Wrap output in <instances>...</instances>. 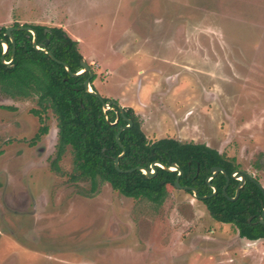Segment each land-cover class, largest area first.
<instances>
[{
  "label": "rangeland",
  "instance_id": "1",
  "mask_svg": "<svg viewBox=\"0 0 264 264\" xmlns=\"http://www.w3.org/2000/svg\"><path fill=\"white\" fill-rule=\"evenodd\" d=\"M14 22L77 40L95 91L149 140L205 143L264 188V0H0V26ZM37 107L0 92V264H264V237H240L172 184L158 202L100 181L85 195L68 147L51 169L57 120Z\"/></svg>",
  "mask_w": 264,
  "mask_h": 264
},
{
  "label": "trees",
  "instance_id": "2",
  "mask_svg": "<svg viewBox=\"0 0 264 264\" xmlns=\"http://www.w3.org/2000/svg\"><path fill=\"white\" fill-rule=\"evenodd\" d=\"M18 25L17 22L12 24ZM23 25L33 28L36 44L48 50L60 62L33 46L30 31L11 30L12 44L9 36L4 33L6 27L0 26V39L7 42L4 54L0 42V92L10 97H35L38 107L31 109V112L38 115L40 121V113L47 108L54 113L57 120V142L50 162L51 169L62 172L58 161L68 147L72 155V171L68 178L72 182L88 180L90 185L85 195L95 193L100 181L109 183L112 189L124 196L143 197L158 202L165 193L166 184L174 185L177 172L155 166L154 176L147 177L141 170L132 168L141 166L149 169L153 161H159L165 166L174 162L181 170L178 176L180 185L194 187L199 195L210 194V184L215 186L214 194L200 199L214 220L232 224L240 237L249 240L264 237V224L259 222L264 208V190L245 176L237 197L231 200L222 193L225 182L222 172L211 177L210 184L206 181L211 166L222 167L229 175L226 194L234 196L239 180L230 174L240 169L235 157L205 143L181 141L174 137L149 140L141 129L138 115L130 107H124L123 116L130 118L132 124L120 130L117 141L118 130L127 122L122 115H116V105L111 104L112 108L104 110L103 102L109 99L102 98V102L86 90L83 83L88 71L72 74L81 69L82 56L77 40L58 26ZM2 55L6 61L12 57L9 65L3 62ZM64 63L71 73L65 69ZM94 77L93 71L90 86L95 91L92 85ZM46 131V125L42 123L31 142L34 143ZM122 150L124 152L118 158L120 170H117L114 158ZM184 190L192 193L189 189Z\"/></svg>",
  "mask_w": 264,
  "mask_h": 264
},
{
  "label": "water",
  "instance_id": "3",
  "mask_svg": "<svg viewBox=\"0 0 264 264\" xmlns=\"http://www.w3.org/2000/svg\"><path fill=\"white\" fill-rule=\"evenodd\" d=\"M13 29H25V30L30 31V33L32 34V44H33V46H34L35 48H37V49H41V50H43L44 52H46V53H47V54H48L53 60H55V61H57V62H60V61H59L58 59H56V58H55V57H54V56H53L48 50H46L45 48L39 47V46L36 44V32H35V30H34L33 28H31V27L28 26V25L8 26V27L5 28V32H4V33L7 34V35L9 36V38H10L12 44H13V38H12V36H11V30H13ZM0 42L2 43V47H3V53H2V54H4V52H5L6 49H7V42H6L5 40H3V39H0ZM11 55L13 56V52H12ZM2 60H3V55H2ZM11 60H12V57H11V59L8 60V61L3 60V62L6 63L7 65H9V63H10ZM80 65H81V69H80L78 72H76V73H72V74H78V73H81V72H83V71H88V76L86 77V79L84 80V83H83V84H84V87L86 88V90H87L88 92H91L92 94H94L95 96H97V97L102 101V97L99 96V94L97 93V91H94V90L91 88V86H90V79H91V77H92V71H91L89 65H88L83 59L80 60ZM64 67H65V69H66L68 72L71 73V71L69 70V67L67 66V64L64 63ZM102 102H103V101H102ZM111 104H114V105H116V107H117L116 115L120 114V115L123 116V111H124V109H123V107H122L121 105H119L115 100H112V99L110 100V99H109V100H106L105 102H103V109L106 110V109H110V108H112V107H111ZM123 117H124V119L126 120L127 123H126L124 126L120 127V129L118 130V132H117V134H116V140H117V141H118V133L120 132V130H122V129L125 128V127H129V126L132 124V121H131L130 118H127V117H125V116H123ZM120 146L122 147V144H120ZM123 152H124V151L122 150V152H121L118 156H116V157L114 158V166H115V168H116L117 170H120V168H119V166H118V158L123 154ZM155 166H160V167L165 168V169L170 170V171H172V170H173V171H176V172H177V175H176V179L174 180V186H176V187H178V188H182V189H189V190H191V191H192V194H193L195 197L199 198V199H203V198H205V197H207V196H210V195H212V194L215 193V191H216L215 186L209 183V179H210L211 177H213L217 172H222V173L224 174L225 182H224V185H223V187H222V193H223L228 199L233 200V199H235V198L237 197L238 192H239V189H240V187H241V186L243 185V183H244L245 175H247V177H248L249 179H251L253 182H255V184H256L261 190H264L263 187L261 186V184H260L257 180H255L252 176L246 174L244 171H240L238 174H236L238 171H237V170H234V171L231 172L230 176H231V177L238 178V179H239V183H238V185L236 186V191H235L234 196H232V197L227 196V194H226V187H227L228 182H229V175L225 172V170H224L222 167H220V166H216V165L210 167V175L206 177V181H207V182L211 185V187H212V192H211L210 194H207V195H199V194L197 193V191L195 190L194 187H190V186H182V185H180V184L178 183V176L180 175L181 170H180V168H179L174 162H171V163H170V166H165L164 164H162V163L159 162V161H153V162L150 163V165H149V169H147V168H145V167H141V166H135V167H133L132 169H139V170H141V171H142L147 177H152V176H154V174H155V172H156V168H155ZM128 170H131V169H128ZM259 222L262 223V224H264V208L262 209L261 217L259 218ZM258 239H259V238H258ZM248 240H249V239H248ZM256 240H257V239H255V240H250V241H256Z\"/></svg>",
  "mask_w": 264,
  "mask_h": 264
},
{
  "label": "flooded vegetation",
  "instance_id": "4",
  "mask_svg": "<svg viewBox=\"0 0 264 264\" xmlns=\"http://www.w3.org/2000/svg\"><path fill=\"white\" fill-rule=\"evenodd\" d=\"M237 173L236 174H238L240 171H244V170H242V169H237ZM246 174H248V175H250V176H252L253 178H254V176L253 175H251L250 173H247L246 171H244ZM245 176H247V175H245ZM238 179V178H237ZM255 179V178H254ZM239 180V179H238ZM264 189V188H263Z\"/></svg>",
  "mask_w": 264,
  "mask_h": 264
}]
</instances>
